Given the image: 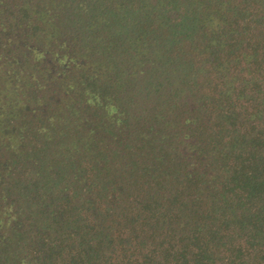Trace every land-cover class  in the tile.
<instances>
[{"label": "trees", "instance_id": "16d2710c", "mask_svg": "<svg viewBox=\"0 0 264 264\" xmlns=\"http://www.w3.org/2000/svg\"><path fill=\"white\" fill-rule=\"evenodd\" d=\"M0 264H264V0H0Z\"/></svg>", "mask_w": 264, "mask_h": 264}]
</instances>
